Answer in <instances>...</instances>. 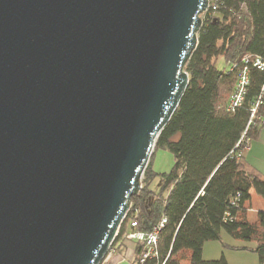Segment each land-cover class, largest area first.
<instances>
[{
  "label": "water",
  "instance_id": "water-1",
  "mask_svg": "<svg viewBox=\"0 0 264 264\" xmlns=\"http://www.w3.org/2000/svg\"><path fill=\"white\" fill-rule=\"evenodd\" d=\"M207 0H0V264H99L188 86Z\"/></svg>",
  "mask_w": 264,
  "mask_h": 264
},
{
  "label": "trees",
  "instance_id": "trees-1",
  "mask_svg": "<svg viewBox=\"0 0 264 264\" xmlns=\"http://www.w3.org/2000/svg\"><path fill=\"white\" fill-rule=\"evenodd\" d=\"M217 2V12L203 19L197 47L184 65L187 89L155 141L154 151L162 148L172 153L173 166L169 172L155 174L151 154L141 189L131 196L130 211L114 240L115 244L121 239L132 219L137 222L132 230L149 231L166 216L158 255L144 264L163 260L164 264H229L224 255L213 260L202 256L204 244L220 240L222 232L234 240L253 242L252 251L264 264V210L251 221V207L246 206L252 191L264 199V180L248 174L233 153L264 74L250 70L251 83L242 106L227 113L221 107L234 86L235 73L216 67L220 57L227 65L246 54L264 57V0ZM259 113L264 115V104ZM263 127L253 124L249 137L255 138ZM156 176L160 179L158 193L151 188ZM139 249L136 245L135 252Z\"/></svg>",
  "mask_w": 264,
  "mask_h": 264
},
{
  "label": "built area",
  "instance_id": "built-area-1",
  "mask_svg": "<svg viewBox=\"0 0 264 264\" xmlns=\"http://www.w3.org/2000/svg\"><path fill=\"white\" fill-rule=\"evenodd\" d=\"M218 8L219 5L217 0H207V6L205 10L200 14V18L202 22L206 16L214 15L217 12ZM251 69H255L264 74V57L256 54H246L240 59L239 62H235L229 65L228 71L235 73V82L228 96L227 102L223 107H221L225 112L234 113L237 108L242 106L251 83L250 82ZM263 104H264V80L260 86L258 94L255 96V99L249 105V111H248L249 115L245 129L241 133L234 147L233 153L235 157L239 160L242 159L244 152L249 148L252 140L248 135L249 129L255 123H258V125L264 124V115H261L259 113V110L261 109ZM237 200L238 197L234 198L232 200V204L236 205ZM166 223H167V217L162 216L160 220L157 223H155L149 231H134L132 230V228H135L137 226V222L135 219L129 221L127 230L123 232L121 239L127 241H133L137 246L140 247L138 253H135L136 256L132 264H144L146 260L157 257L158 255L157 246H158L159 236ZM117 243L114 244V241L111 243L106 254L104 255L103 259L99 264H119L120 262H123L125 260L124 256L118 254L116 247ZM164 263L165 260H163L160 264H164Z\"/></svg>",
  "mask_w": 264,
  "mask_h": 264
},
{
  "label": "rangeland",
  "instance_id": "rangeland-1",
  "mask_svg": "<svg viewBox=\"0 0 264 264\" xmlns=\"http://www.w3.org/2000/svg\"><path fill=\"white\" fill-rule=\"evenodd\" d=\"M216 67L220 71H228L229 65L225 60L220 57L216 61ZM151 159V169L155 174H161L169 172L173 166V155L166 149L158 148L154 151ZM151 157V156H150ZM150 161V158H149ZM148 161V164H149ZM140 181L143 180V174L140 176ZM151 188L155 193L160 191V179L156 176L152 183ZM247 207H251L248 212L249 220H255L256 214L259 211L264 210V199L257 195L254 191L251 192V201H247ZM208 243H215L224 248L223 253L226 258L228 256L231 264H258V258L252 249L255 247L253 242H244L240 240H234L226 233H221L220 240L209 241ZM227 260V258H226ZM228 261V260H227ZM229 263V262H228ZM260 264V263H259Z\"/></svg>",
  "mask_w": 264,
  "mask_h": 264
},
{
  "label": "crops",
  "instance_id": "crops-1",
  "mask_svg": "<svg viewBox=\"0 0 264 264\" xmlns=\"http://www.w3.org/2000/svg\"><path fill=\"white\" fill-rule=\"evenodd\" d=\"M241 162L248 174L264 180V127L260 129L255 138H252L250 146L244 152ZM116 247L118 254L125 257V260L119 264H132L136 256V244L133 241L120 239ZM223 249L215 243L206 242L203 246L202 256L205 260L217 259L221 255H224ZM255 255L257 256L256 253ZM226 258L229 264H231L228 256ZM257 263L259 264V261Z\"/></svg>",
  "mask_w": 264,
  "mask_h": 264
}]
</instances>
